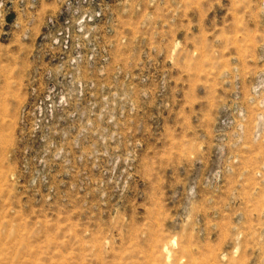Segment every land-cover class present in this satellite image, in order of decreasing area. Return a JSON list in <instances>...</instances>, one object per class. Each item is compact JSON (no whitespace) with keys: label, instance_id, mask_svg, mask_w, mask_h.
<instances>
[{"label":"rangeland","instance_id":"obj_1","mask_svg":"<svg viewBox=\"0 0 264 264\" xmlns=\"http://www.w3.org/2000/svg\"><path fill=\"white\" fill-rule=\"evenodd\" d=\"M0 264H264V0H0Z\"/></svg>","mask_w":264,"mask_h":264}]
</instances>
